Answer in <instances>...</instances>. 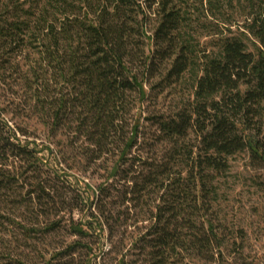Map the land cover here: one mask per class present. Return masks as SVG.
<instances>
[{
	"label": "trees",
	"instance_id": "16d2710c",
	"mask_svg": "<svg viewBox=\"0 0 264 264\" xmlns=\"http://www.w3.org/2000/svg\"><path fill=\"white\" fill-rule=\"evenodd\" d=\"M188 1L0 0V264H125L127 243L133 264L222 258L215 179L243 150L264 166V0H237L243 31L209 52L182 32ZM157 72L191 93L142 131Z\"/></svg>",
	"mask_w": 264,
	"mask_h": 264
},
{
	"label": "rangeland",
	"instance_id": "374dc122",
	"mask_svg": "<svg viewBox=\"0 0 264 264\" xmlns=\"http://www.w3.org/2000/svg\"><path fill=\"white\" fill-rule=\"evenodd\" d=\"M179 1L180 4H183L182 0ZM182 10L185 18L182 32L185 37L196 44L200 52L215 50L219 38L232 35L240 36L243 31L241 24L246 18L245 9L237 0L224 3L213 14L206 11L205 0L202 3L198 0H189L187 6ZM151 24L152 21L148 23V26L151 27ZM242 37L248 50L252 51V38L250 36ZM147 52L148 49H146ZM160 78L159 72L151 78L147 77L144 84L145 98L136 101L131 112V116L139 122V129L142 131L154 129L151 126V121L148 120L150 116L173 113L184 105L191 93V75H186L181 82L171 85ZM190 136L194 140V135L190 134ZM263 138L264 111L262 134L258 139ZM42 154L53 161L52 155H49L47 151H43ZM61 168V172L71 174L70 180L74 186L84 187V181L88 180L91 184L95 183V180L84 178L77 171ZM214 186L216 193L212 196L213 200L208 216L219 226L222 258L216 255L213 262L194 260L192 263L264 264V166L252 162L247 150L237 152L228 158V168L216 177ZM75 216L79 217V214ZM107 234L108 232L104 230L101 235L100 247H103V250L110 247V243L104 240ZM102 238L103 246H101ZM121 248L122 246L117 249L121 250ZM122 252H125V264H133L129 243L125 245ZM109 256L112 259L104 262L116 264L118 257L114 253Z\"/></svg>",
	"mask_w": 264,
	"mask_h": 264
}]
</instances>
